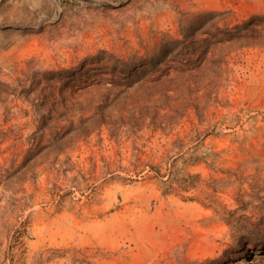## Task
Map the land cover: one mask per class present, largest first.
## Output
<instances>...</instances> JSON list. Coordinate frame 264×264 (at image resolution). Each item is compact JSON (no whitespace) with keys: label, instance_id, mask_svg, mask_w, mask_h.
I'll use <instances>...</instances> for the list:
<instances>
[{"label":"rangeland","instance_id":"1","mask_svg":"<svg viewBox=\"0 0 264 264\" xmlns=\"http://www.w3.org/2000/svg\"><path fill=\"white\" fill-rule=\"evenodd\" d=\"M174 53L222 87L130 83ZM255 184L264 0H0V264H264L225 223Z\"/></svg>","mask_w":264,"mask_h":264},{"label":"trees","instance_id":"2","mask_svg":"<svg viewBox=\"0 0 264 264\" xmlns=\"http://www.w3.org/2000/svg\"><path fill=\"white\" fill-rule=\"evenodd\" d=\"M236 31H240L242 27L236 26L233 28ZM171 54V53H168ZM214 54V53H212ZM207 53H174L170 59V63L161 74L155 76L159 70V63L161 58L157 61H149L147 68L141 69L135 73V78L130 81L131 84L140 82L141 87L145 89L153 88L158 85H175L178 89H182L186 84L189 87V82L192 78L197 79L209 73V81L212 84L214 90H219L222 87V77L225 76V71L221 69V61L214 63V69L207 71V67L203 65L206 60ZM145 63H141L144 66ZM216 65V66H215ZM117 67H115L111 73H115ZM197 82V80L195 81ZM101 124H103L101 122ZM84 134V133H83ZM252 189L256 192L254 196L250 195L251 201L244 202L243 196L239 195L236 204L241 209H245L249 204L260 202L259 205L254 208L259 210V214L247 216L241 214L234 216L235 212L225 219V223L231 229V238L235 243L236 249L240 252H245L248 247L255 246L264 242V197H259L258 185H254ZM262 209V210H261ZM234 214V215H233ZM255 216V217H254ZM255 219V220H254ZM202 264H226L219 263L217 260L205 261Z\"/></svg>","mask_w":264,"mask_h":264}]
</instances>
